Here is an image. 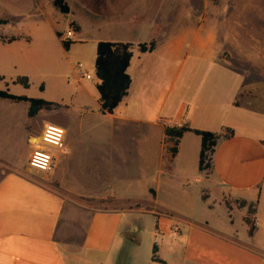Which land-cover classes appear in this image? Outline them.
Listing matches in <instances>:
<instances>
[{
  "label": "crops",
  "instance_id": "obj_1",
  "mask_svg": "<svg viewBox=\"0 0 264 264\" xmlns=\"http://www.w3.org/2000/svg\"><path fill=\"white\" fill-rule=\"evenodd\" d=\"M49 3L53 6V0ZM80 32L81 29L78 34ZM13 36L17 39L10 43L0 42L10 45L29 40L21 35ZM79 36L75 40L69 39L71 44L87 43ZM99 41L127 42L112 38ZM97 42L91 46L93 62ZM132 44L127 68L131 78L129 89L113 113L106 115L117 121L120 130L145 132L132 141L121 138L125 142L147 145L153 142L154 135H159L154 164L156 182L141 184L138 192L145 195L141 198L135 195V190H127V181H122L119 164L112 154L103 160L86 153L81 159L77 154L80 142L89 144L94 141L93 135L100 136L98 130L92 134L91 130L95 131L96 126L86 124L84 138H78L73 121L84 123L89 107L78 103L75 118L67 120L64 114H69L70 100L77 99V94L66 100L62 96L49 98L45 96L43 83L42 99L63 105L53 110L62 115L54 116L50 115L53 111L40 110L34 117H28V103L22 102L27 118H36L42 111L45 114L35 126L30 121L22 125L26 148L21 161L11 160L1 146L8 139L3 131L14 124H0V264H264V64L244 52L234 53L229 60H224L221 56L224 47L218 48L211 39L210 46H213H209V50L208 45L201 44L206 49L208 62L190 60L184 70L192 73L200 66L211 71L209 83H213V95L209 99L193 96L191 104L181 103L171 118L163 115L156 118L150 115L153 113L150 105L152 107L154 101V89L151 93L135 92L134 86L135 79L136 84L141 85L139 82L144 78L155 75L156 69L149 60L152 61L157 47L155 45L152 52H140L138 43ZM70 45L67 51H70ZM181 51L180 42L173 46L170 43L164 63L171 64V57ZM82 78L83 75L77 80ZM87 82H93L92 76ZM97 83L96 78L95 86ZM166 98L165 94L161 104ZM93 100L100 108L98 93ZM16 108L15 105L9 107L11 113H15ZM47 123L64 128L65 146L63 151L48 148L54 158L52 168L48 172H39L29 168L27 160L32 143ZM177 123L212 132L224 126L233 130L232 137L218 140L209 171L198 170L200 137L192 132L184 133L176 153H170L173 143L165 137L163 126ZM99 125L100 128L102 125ZM97 137V144L103 143ZM162 157L166 159L164 162L160 161ZM148 161L150 159L145 156L141 159V163ZM175 177L182 179L185 186L203 182L198 189L202 202L198 217L192 218V213H186V216L168 211L158 213L155 221L157 241L149 236L143 239L133 230L126 215L139 211L152 213L153 208L168 209L167 205L171 208L170 204L159 200L157 187L163 179L161 184L167 183L170 188ZM240 200L255 203V229L250 237L244 222L247 206L239 207ZM193 204L187 210L192 211ZM175 224L178 232L173 231ZM143 241L145 258L140 259ZM153 246L156 260L152 258Z\"/></svg>",
  "mask_w": 264,
  "mask_h": 264
},
{
  "label": "rangeland",
  "instance_id": "obj_2",
  "mask_svg": "<svg viewBox=\"0 0 264 264\" xmlns=\"http://www.w3.org/2000/svg\"><path fill=\"white\" fill-rule=\"evenodd\" d=\"M66 3L70 12L67 15L60 13L49 0H0V18L8 21L6 25L0 26V34L29 38L10 45L0 42V77H4L0 80V89H8L15 95L43 98L39 87L44 83L45 96L49 98L62 96L66 100L77 94V99L70 100L69 114H64V117L67 120L75 118L78 103L84 104L89 107L84 123L78 119L79 123L73 121L78 138H84L86 124L88 127L96 126L95 131L91 130L92 134H96L98 130L100 135L99 138L93 135L94 141L89 144L80 140L77 154L81 159L89 153L103 160L112 154L119 164L122 181H127V190H135V195L143 198L145 195L138 192L141 184H152L157 180V168L154 164L157 161L159 135H154L153 142L147 145L125 142L121 138L132 141L142 137V132H145L120 130L115 119L101 115L98 103L93 100V97H97V91L91 46L96 41L109 38L131 43L154 40L157 50L149 62L153 63L152 68L157 72L139 82L141 85L136 84L135 79L134 88L135 92L143 90L148 93L154 89V101L152 107L150 105L153 113L150 115L171 118L181 103L190 105L193 96L209 99L213 95V83H209L211 71L200 66L195 67L192 73L184 70L190 60L201 59L204 64L208 62L205 59L208 57L205 55L206 49L201 44L208 45L209 50L213 46H210L213 39L218 48L224 47L221 51L224 60H229L234 53L244 52L255 57L254 59H260L259 62L264 64V0H67ZM58 33L61 36H57ZM65 36L70 40L79 36L81 40H87V43H72L70 51H66L61 44V39ZM178 42L182 44V51L176 57H171V64L164 63L167 62L164 57L168 45L171 43L173 46ZM77 63H82L84 74L92 76V83L84 78L77 80V77L82 76L76 67ZM22 76L28 78V89L21 84L12 83ZM183 80L186 82L183 83ZM202 80L205 81L200 84ZM165 94L167 98L161 104ZM158 95L160 98H157ZM23 104L0 100V124H14L3 131L2 134L7 135L8 139L1 146L11 160L16 162L22 160L26 148L22 139V125L30 121L35 126L45 114L42 111L36 118L29 119L24 113ZM13 105L17 107L15 113H11L9 109ZM57 113L61 114L53 111L50 115L55 116ZM99 123L102 125L100 128ZM226 128L231 129L224 126L217 132L222 133ZM96 137L103 143L97 144ZM142 156L150 161L141 163ZM165 160V157L160 159L161 162ZM161 181L157 187L158 198L166 205H171V208L165 206L169 210L153 208L152 213L139 211L126 215L133 230L140 233L143 239L149 236L154 240L158 236L155 230L158 213L177 212L181 216L192 213L191 217L197 218L201 211L202 202L198 189L203 186V182L185 186L181 183L182 179L175 177L169 188L167 183L162 185ZM192 203V211L187 210L188 206L192 207ZM160 217L165 218L164 215ZM143 245L144 241L140 259L145 258Z\"/></svg>",
  "mask_w": 264,
  "mask_h": 264
},
{
  "label": "trees",
  "instance_id": "obj_3",
  "mask_svg": "<svg viewBox=\"0 0 264 264\" xmlns=\"http://www.w3.org/2000/svg\"><path fill=\"white\" fill-rule=\"evenodd\" d=\"M53 6L62 14H68L69 7L65 0H53ZM7 20L0 18V26L6 25ZM57 36H61L60 33ZM15 36L0 35L2 43H10L16 40ZM64 50L69 49L71 44L69 39H61ZM133 44L128 42H110L98 41L96 44V58L94 62L95 76L98 79L96 90L98 93L99 111L102 115L112 114L114 109L121 102L122 98L127 94L131 78L127 73V68L132 56ZM137 48L140 52H152L155 49V41L151 40L147 43H138ZM3 77H0L2 80ZM15 84H21L24 88L29 87V81L26 76L18 77ZM39 90H42L40 85ZM0 99H7L14 102L28 103L27 115L34 117L40 110L53 111L58 110L62 106L56 102L47 101L42 98H33L25 95H15L10 93L8 89H0ZM164 135L172 141L173 146L170 153L174 155L177 151L179 139L186 132H192L200 137V150L198 158V170L209 171L212 167V155L219 139H228L233 136V130L226 128L222 133L207 130L194 129L188 125H164ZM153 195V193H152ZM204 199V196H203ZM239 207L247 206V212L244 222L247 225V234L252 236L255 229V203H247L244 200L238 201ZM155 246L152 247L153 260H156L154 253Z\"/></svg>",
  "mask_w": 264,
  "mask_h": 264
},
{
  "label": "built area",
  "instance_id": "obj_4",
  "mask_svg": "<svg viewBox=\"0 0 264 264\" xmlns=\"http://www.w3.org/2000/svg\"><path fill=\"white\" fill-rule=\"evenodd\" d=\"M63 39L68 38L65 36ZM76 67L86 80H91V76L88 73L84 74L82 63H77ZM182 125V123L176 124V126ZM64 141V128L54 123H47L37 137L36 142H30L33 148L27 160L28 167L39 172H48L51 170L54 158L48 148H53L56 151H63L65 146ZM173 231L178 232V227L176 225L173 226ZM155 241H157V237H155Z\"/></svg>",
  "mask_w": 264,
  "mask_h": 264
},
{
  "label": "water",
  "instance_id": "obj_5",
  "mask_svg": "<svg viewBox=\"0 0 264 264\" xmlns=\"http://www.w3.org/2000/svg\"><path fill=\"white\" fill-rule=\"evenodd\" d=\"M129 238H131V237L129 236Z\"/></svg>",
  "mask_w": 264,
  "mask_h": 264
}]
</instances>
